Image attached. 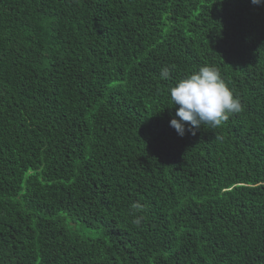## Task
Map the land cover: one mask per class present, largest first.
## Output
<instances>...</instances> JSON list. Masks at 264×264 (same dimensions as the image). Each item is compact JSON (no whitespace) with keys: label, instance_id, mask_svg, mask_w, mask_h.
Here are the masks:
<instances>
[{"label":"trees","instance_id":"trees-1","mask_svg":"<svg viewBox=\"0 0 264 264\" xmlns=\"http://www.w3.org/2000/svg\"><path fill=\"white\" fill-rule=\"evenodd\" d=\"M205 65L242 110L181 137ZM0 264H264V3L0 0Z\"/></svg>","mask_w":264,"mask_h":264},{"label":"clouds","instance_id":"clouds-1","mask_svg":"<svg viewBox=\"0 0 264 264\" xmlns=\"http://www.w3.org/2000/svg\"><path fill=\"white\" fill-rule=\"evenodd\" d=\"M254 5L264 3V0H251ZM169 70L164 68L161 77L167 79ZM170 98L176 108L175 116L170 120V126L183 137L187 131L195 135L201 127L208 125L219 127L232 113L242 110L238 97L225 84L215 66H202L185 78L179 79L169 89ZM143 206L139 203L132 205L133 214L141 212ZM142 216H136L134 223H141Z\"/></svg>","mask_w":264,"mask_h":264}]
</instances>
